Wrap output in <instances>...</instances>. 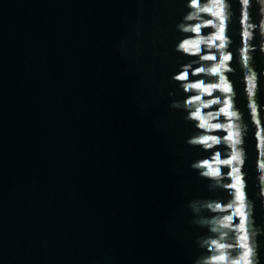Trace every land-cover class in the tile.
Segmentation results:
<instances>
[{
    "label": "water",
    "instance_id": "obj_1",
    "mask_svg": "<svg viewBox=\"0 0 264 264\" xmlns=\"http://www.w3.org/2000/svg\"><path fill=\"white\" fill-rule=\"evenodd\" d=\"M245 243L264 264V0H0V264H243Z\"/></svg>",
    "mask_w": 264,
    "mask_h": 264
},
{
    "label": "snow or ice",
    "instance_id": "obj_2",
    "mask_svg": "<svg viewBox=\"0 0 264 264\" xmlns=\"http://www.w3.org/2000/svg\"><path fill=\"white\" fill-rule=\"evenodd\" d=\"M214 2H215L217 5H222V0H214ZM193 3H196V0H193ZM243 3H244V4H247V3H248V0H243ZM200 10H201L202 12H204V11L211 12V11H212L211 8H201ZM214 15L219 16L220 21H221V25H220V33H221V34L217 35V36H216V39H217V40H223L224 37H223L222 33H223V31H224V28H223V20H224V17H223V15H222L221 13H214ZM208 23H209V24H212V21L209 20ZM195 30H196V31H199L200 29H199V27H197ZM189 44H190V42H185V44H184V45H181V47L185 48V50H188ZM219 47H220V48H223L224 45H223V44H220ZM205 59L215 60L216 57H215V56H209V57H205ZM228 59H230V57H228V56H224V60H225V61H227ZM199 71L203 72V71H205V69L201 68V69H199ZM209 71L212 72V73H214V74H216V73H219V72H220V68H219V67H213V68L209 69ZM186 78H187V74H186V73H185V74H182V75L179 77V79H181V80H184V79H186ZM189 87H195V88H202V87H203V90H204L205 92H209V93H210V91L213 90V89H221V90L224 91V92H230V91H231V88H230V87H222V86H221L220 84H218V83L211 84V85H209L208 87H204L201 83H197V84H195V85H189ZM194 99H195V100H199L200 97H199V96H196V97H194ZM217 102H218V101H216V100H213V101H212V103H217ZM221 111L223 112L224 109L222 108ZM195 115H196V116H199L200 114H199V112H197V113H195ZM228 115H229V116H232V115H235V113L229 112ZM204 126H205L204 124L201 125V127H204ZM214 127H215V128H221V127H223V125H221V124H216V125H214ZM207 139H208V138H205V139H204L203 141H201V142H203V143H207ZM212 139L215 140L214 137H213ZM228 139H232V137L229 136ZM236 160H238V156H237V155H234V156L232 157L231 160L223 161V163H225V164H231V163H233V161H236ZM217 174H218V173H213V175H217ZM230 187H232V188H236V185L233 184V185H231ZM238 199H241V200H242V199H243V195L241 194V195L238 197ZM217 207H219V205H218ZM229 207H231V205H230ZM227 219H228V220H231L232 217L229 216ZM241 239H242V240H247V237L244 236V237H241ZM218 247L221 248V249H223V248H225V245H224V244H219ZM241 247H243V248H245V249H248V251H245V252L243 253V264H250V260L248 259V257L250 256L251 249L249 248L248 244H246V243H245V244H242ZM226 259H227V257L224 256V255H219V256L216 257V260H217V261H224V260H226ZM232 264H241V261H240V260H237V261L232 262Z\"/></svg>",
    "mask_w": 264,
    "mask_h": 264
}]
</instances>
